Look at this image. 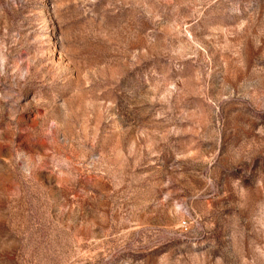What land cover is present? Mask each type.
Listing matches in <instances>:
<instances>
[{"label": "rangeland", "instance_id": "obj_1", "mask_svg": "<svg viewBox=\"0 0 264 264\" xmlns=\"http://www.w3.org/2000/svg\"><path fill=\"white\" fill-rule=\"evenodd\" d=\"M0 264H264V0H0Z\"/></svg>", "mask_w": 264, "mask_h": 264}]
</instances>
